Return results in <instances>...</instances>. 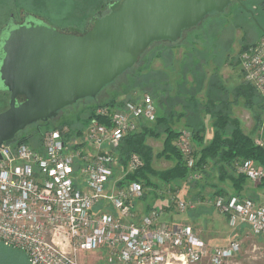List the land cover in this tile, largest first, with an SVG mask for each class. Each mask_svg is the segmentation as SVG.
Wrapping results in <instances>:
<instances>
[{"label":"built area","instance_id":"built-area-1","mask_svg":"<svg viewBox=\"0 0 264 264\" xmlns=\"http://www.w3.org/2000/svg\"><path fill=\"white\" fill-rule=\"evenodd\" d=\"M239 61L246 81L264 100V40L244 48ZM156 116L153 97L142 93L121 106L97 105L82 132L71 139L64 137L67 128H55L42 135L39 147L3 143L0 240L26 253L32 264H79L80 253L100 248H108L122 264H202L208 255L210 264H223L235 256L240 241L210 248L190 224L163 220V205L138 217L134 202L143 193L142 184L117 187L111 182V146ZM179 133L175 145L192 168V132L182 128ZM255 141L264 145V139ZM142 165L139 154H130L128 171ZM233 166L252 182H264L263 164L245 158L234 160ZM200 177L191 172L186 182ZM169 196L179 212L193 208L194 201L176 192ZM209 203L229 225H247L252 234L264 237V200L232 194L211 196Z\"/></svg>","mask_w":264,"mask_h":264},{"label":"rangeland","instance_id":"rangeland-1","mask_svg":"<svg viewBox=\"0 0 264 264\" xmlns=\"http://www.w3.org/2000/svg\"><path fill=\"white\" fill-rule=\"evenodd\" d=\"M109 1L111 0H0V28L8 21L11 14L19 17L24 11H27L37 17H41L47 23L50 22L51 25L73 32L88 27L91 17L96 15L98 11H101L102 14L108 12L109 8H107V4ZM249 10L252 11V14ZM188 30V33H184L187 36L176 40L170 48L174 53L172 65L162 67V70L166 72L167 81L170 84V97L173 98L176 95V98L173 101L171 100L173 102L172 107L175 108V111H173L175 115L172 116V119H168V121L175 128H181V126H183L182 128H191L190 122L198 120V117L201 120L204 118L206 141L212 136L211 121L205 111L196 114L194 108L200 104L203 105L206 97L205 85L209 76L214 73L216 64H219V68L217 66V73L222 75L223 84L228 87L237 85L242 80V77L245 79L239 64V54L244 48L264 40V0L232 1L223 11L209 12L195 26ZM158 44L160 43H152L144 53V56L140 57L139 61L136 64L134 63L135 65L130 69V74L138 75L137 77L143 80L144 85L151 84L150 77H152V73L160 69L158 64H161V58H155L151 64V60L149 61L152 54L151 51L157 50ZM200 61L202 62L201 66L196 71L195 64ZM186 66L189 69H186ZM184 70L186 80L183 77ZM220 80L222 81V78ZM160 81L167 83L166 80ZM129 83V77H118L114 82L101 89L96 97L79 99L61 110L52 123L57 122L60 124V122H64L68 124L63 127L64 129L70 128V124L73 131L78 128L83 129L87 124L91 110L97 105L108 104L115 98V100L125 99L128 96V92L124 93L125 90H128L129 93L132 92L135 98H139L143 91L138 88V83H130V85ZM257 93L264 102L260 93ZM167 103L166 100H163L162 108L157 111V114H162L164 113L163 111L168 112L169 106ZM1 104L4 105V102L2 103L1 101ZM5 106H7L6 103ZM231 110V115L239 119L240 126L244 132H252L255 140L264 139L262 127L253 130L255 124L253 111L244 107L241 102L233 104ZM181 113L184 116L178 115ZM67 129L64 131H67ZM163 129L164 125L161 124L158 128L159 135L147 136L146 140V143L151 146L154 154L151 162L152 166L160 171L173 165V161L158 155L163 149V140L166 135ZM29 131L28 129L23 132L24 135L28 134ZM73 131L72 133H75ZM127 172V167L125 169L119 168L118 174L116 173L112 177L111 182H117L119 179H122ZM216 179L217 173L215 170L214 175L210 177L211 183H215ZM176 184L180 186L178 187ZM247 185L253 191L252 194L248 193L247 195L257 196L256 198L259 201L264 200V187L257 188V183L252 181L251 183H247ZM145 189L148 190L149 188L146 187ZM255 189L256 192H254ZM206 190L211 191L212 187ZM169 191L176 192L181 197L194 201V209L179 212L175 208L174 200L172 201L169 196ZM156 192H158V197L162 199L161 203L163 207L168 210L166 213L164 211L165 215L162 219L171 223L175 221L192 225L208 247L214 248L226 245L232 238H237L240 241V251L235 256L227 259L223 264H264V237L252 234L247 225H229L226 219L209 203L211 195L201 197L202 195L199 196L197 194L194 196L195 190L189 189V186L185 182L161 183L156 186V191L147 193L143 199H140L141 201L136 199L138 200L136 203L138 207L137 212H144L145 207H150L155 202H152L153 199L159 200L153 195ZM210 262L211 256L208 255L201 263L210 264ZM79 264L122 263L112 257L108 248H100L80 253Z\"/></svg>","mask_w":264,"mask_h":264},{"label":"water","instance_id":"water-1","mask_svg":"<svg viewBox=\"0 0 264 264\" xmlns=\"http://www.w3.org/2000/svg\"><path fill=\"white\" fill-rule=\"evenodd\" d=\"M232 1L111 0L108 12L93 15L82 33L33 20L17 25L11 14L0 33V88L9 93L7 108L0 111V146L27 125L96 97L151 42L178 40ZM0 264L32 263L0 240Z\"/></svg>","mask_w":264,"mask_h":264},{"label":"trees","instance_id":"trees-1","mask_svg":"<svg viewBox=\"0 0 264 264\" xmlns=\"http://www.w3.org/2000/svg\"><path fill=\"white\" fill-rule=\"evenodd\" d=\"M4 26L5 25L0 28V33L1 30L4 29ZM89 26L80 30L74 29L75 31L73 32L82 33L88 29ZM188 32L189 30H185L179 39L185 38L187 34L185 35L184 33ZM152 43L160 44L157 46L159 50L157 49L155 51H151L152 57L150 55V64L153 58L159 57L161 58L164 67L166 65H172L174 53L170 48L172 47V44L175 43V41L172 42L168 40H158L151 42L149 46ZM148 47L144 50L140 57L144 56V53ZM201 61L195 64L196 71L201 66ZM135 64L125 70L118 77L126 76V78L129 77L130 83H138V88L141 89L143 93H149L152 97H155L156 102L159 105H163V100H166L168 102L167 105L169 106V110L167 113L164 111V113L157 115L153 121L140 122L137 130L124 135L116 144L111 146L110 152L115 158L113 176H115L116 173L118 174L119 168L125 169V167H127L130 154L137 153L143 160V165L141 167L133 171H128L122 179L117 181V187H123L131 181H139L144 188L140 199H143L147 193L156 191V186L158 184L174 183L177 181L180 183L185 182L189 186V189H194V196L197 194H199V196L202 195L201 197L205 195L229 196L234 194L243 197L248 196V193L252 194L250 187L247 185V183H251V180H249L244 175L237 174L234 170L233 162L236 159L251 158L256 163L264 165V145L256 143L252 132L246 133L243 131L240 126L239 119L231 115V106L241 102L244 107L253 111V118L255 121L253 130L262 127L264 131V102L260 99L254 86L242 78V80L237 85L228 87L227 85L223 84V80H220L219 74L217 73V66L219 68V64L215 65L214 73L209 76V79L205 85L206 97L204 103L203 105L200 104L194 108L196 114L198 112L205 111L209 116L212 127V136L205 141L206 125L204 121L198 116H194L198 117V120L196 119L194 122H190L191 128L184 127L191 130L192 143L195 146L194 166L189 168L185 164L179 149L175 145V140L180 133L178 130L173 129V127L170 125V122L168 121V119H172V116L175 115V112H173L175 111V108L172 107V101L176 98V95L173 96V98L170 97V84L167 81L166 72H164L162 69H159V71L152 73V77H150L151 84L144 85L143 80L137 77L138 75L130 74V69ZM186 69H189V67L186 66ZM183 77L186 80L185 70L183 71ZM116 79H114L112 82H114ZM160 80H166L167 83H163ZM124 93L128 94L125 99L115 100V98L108 104L111 106H121L126 100L135 99V95L132 92L129 93L128 90H125ZM1 101L2 103L4 102V105L1 104ZM8 102L9 93L0 88V111L4 110L8 106ZM5 103L7 106H5ZM61 110H59V112ZM178 115L184 116L183 113ZM55 118H57V116L46 120H38L27 125L23 130L17 132L14 138L6 141L5 143L15 145L20 142H25L35 147H39L41 137L46 131L55 128L63 129L64 126L68 125L64 122H60V124L57 122L52 123ZM161 124L164 125L163 131L166 133V135L163 140V149L158 155L164 156L165 158L173 161V165L160 171L152 166L151 162L154 154L151 146L146 143V140L147 136L157 134L159 135L158 128ZM69 126L70 128L68 127L67 131L64 133V137L67 140L71 139L74 134L77 135L82 132V128H78L77 130L73 131L70 124ZM28 129L30 130L29 133L24 135L23 132L27 131ZM72 131L75 133H72ZM215 170L217 173V179L214 181L215 183H211L210 177L211 175H214ZM191 172H198L201 174V177L199 179H193L192 181L186 182V179ZM177 186L179 187L180 185ZM146 187L149 189L146 190ZM211 187V191L206 190ZM256 187H264V182L257 183ZM153 195L156 197V199L162 200L158 197V192ZM248 197L252 198L251 196ZM253 199L256 200L257 198L254 197ZM148 201L150 200L148 199ZM153 201L156 200L153 199L152 202ZM150 207H147L145 212H147ZM108 208L112 209L111 206ZM193 209L194 207L188 208L187 210L190 211ZM164 210L165 213L168 212L166 208H164Z\"/></svg>","mask_w":264,"mask_h":264},{"label":"flooded vegetation","instance_id":"flooded-vegetation-1","mask_svg":"<svg viewBox=\"0 0 264 264\" xmlns=\"http://www.w3.org/2000/svg\"><path fill=\"white\" fill-rule=\"evenodd\" d=\"M234 1H236V0H234ZM107 8H108V4H107ZM29 20H33V21H36V22H42V23H46V24H48L50 26H54V25H51L50 22L47 23L46 21L41 19V17H37L36 15H34V14L30 13V12H27V11H24L19 17H15L13 15V17L11 18V22H13V23H15L17 25L23 24V23H25V22H27ZM89 23H90V21H89ZM54 27H56V26H54ZM0 55H1V51H0Z\"/></svg>","mask_w":264,"mask_h":264},{"label":"crops","instance_id":"crops-1","mask_svg":"<svg viewBox=\"0 0 264 264\" xmlns=\"http://www.w3.org/2000/svg\"><path fill=\"white\" fill-rule=\"evenodd\" d=\"M156 58L158 59L159 57H156ZM154 59H155V58H153L152 61H153ZM154 63H155V62H154ZM158 66H159L160 69H162V67H164L162 61H161V64H160V65L158 64ZM218 74H219V77L222 78V80H223L222 75H220V73H218ZM170 76H171V74H170ZM170 76H169V78H170ZM169 78H168V79H169ZM242 78H243V77H242ZM170 83H171V80H170ZM153 100H154V102H155V104H156V106H157V111H158L159 109L162 108V106L159 105V104L156 102V98H155V97H153ZM163 112H164V111H163ZM157 115H160V114H157ZM203 121H204V118H203ZM172 127H173V129L179 131L180 129H182L183 126H181V128H178V127L175 128L174 126H172ZM177 128H178V129H177ZM205 135H206V134H205ZM254 192H256V189L254 190ZM251 193H253V191H251ZM248 196H250V195H248ZM248 196H247V197H248ZM251 197L254 198V197H257V196L251 195ZM139 200H140V198H139ZM256 200H258V198H257ZM137 202H138V200L135 201V211H136V212H137V208H138V207L136 206V203H137ZM161 202H162V200L155 201V202H153V204H152L151 206L153 207V206H156V205H163ZM146 206H147V205H146ZM146 209H147V207H145V210H146ZM145 210H144V212H145ZM142 213H143V212H142ZM142 213H141V212H137L138 215H141ZM162 217L164 218V215H163ZM168 219H169V218H168ZM232 239H237V238H232Z\"/></svg>","mask_w":264,"mask_h":264},{"label":"bare ground","instance_id":"bare-ground-1","mask_svg":"<svg viewBox=\"0 0 264 264\" xmlns=\"http://www.w3.org/2000/svg\"><path fill=\"white\" fill-rule=\"evenodd\" d=\"M135 201H136V200H135ZM134 203H135V202H134ZM136 214H137V212H136ZM137 216L139 217L140 215L137 214ZM191 226H192V225H191ZM192 227H193V226H192ZM88 251H91V250H88ZM109 251H110V250H109ZM110 252H111V251H110Z\"/></svg>","mask_w":264,"mask_h":264}]
</instances>
